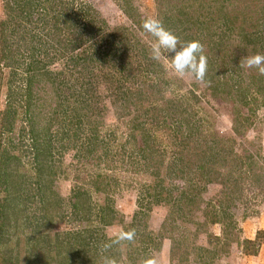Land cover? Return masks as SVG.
Returning a JSON list of instances; mask_svg holds the SVG:
<instances>
[{
	"label": "rangeland",
	"instance_id": "374dc122",
	"mask_svg": "<svg viewBox=\"0 0 264 264\" xmlns=\"http://www.w3.org/2000/svg\"><path fill=\"white\" fill-rule=\"evenodd\" d=\"M10 2L36 8L5 32L0 0V263L264 264V236L245 242L264 230V80L248 83L260 74L240 60L257 52L230 37L264 0ZM148 18L199 41L207 67L228 37L233 62L178 78L151 59Z\"/></svg>",
	"mask_w": 264,
	"mask_h": 264
},
{
	"label": "trees",
	"instance_id": "16d2710c",
	"mask_svg": "<svg viewBox=\"0 0 264 264\" xmlns=\"http://www.w3.org/2000/svg\"><path fill=\"white\" fill-rule=\"evenodd\" d=\"M5 1V8H6V17L8 18L7 20H3L1 21V26H2V31H5L6 32V29H7V25L11 24V21H12V25H15L14 28H12L13 32L17 31L18 28L22 25H25V26H28V23L29 22H32L33 21V18L32 20L30 19V16L31 14L35 13V8L34 7V4L32 3H28L27 6H22L20 3L16 4L15 5H11L10 3V0H4ZM15 3L18 1V0H13ZM36 1V0H35ZM13 2V3H14ZM15 7V8H14ZM259 9V8H258ZM14 10H17V12H14ZM28 10V11H27ZM89 11L86 10V13H88ZM256 14L258 15L257 17H252L249 21L247 20L246 23H248L249 25H247L246 23V26H248L250 29H247V31H245L243 28H240V30H238L237 32L235 31L236 35L232 34L230 37L233 38L234 42H238V45L240 46V44L245 48H249V47H252L251 50H253V52H257V53H261V54H264V51L261 52L259 50H257L258 48V44H260L262 47L263 46V43L264 41L262 42L263 40V37L262 35L260 34V31L258 28L260 27H264V6L260 7L259 11L256 9ZM78 13H75L74 14V17H70L69 19L66 20V23L68 24V28H69V31H72L73 32V36H74V41L73 43V46H74V49L75 47H77L78 45V41H76L77 39L78 40H82V37H83V32H84V26H80L78 24ZM29 18V19H27ZM258 20L257 22L254 20ZM217 21V20H216ZM209 24L210 21L206 22V25L208 26V30H209V34L211 35V33H213L211 36H214V35H217L218 37H221L223 36V34L227 35L224 31H229L228 29V26H227V23H226V20L222 21V22H215V26L216 28H212L211 29V26L209 27ZM254 25L255 26V29H254ZM251 27H253L251 29ZM218 28V29H217ZM211 29V30H210ZM213 29L215 31H213ZM33 29H29V33L32 32ZM210 37V36H209ZM227 38L224 39V40H219L218 42H215L213 43V46L214 48L216 49H220V48H224L223 50L225 51V53L222 55V57L219 56V58L222 59V62H220V65L222 66L223 64H226L225 61H227L228 64L232 63L233 62V58H229L227 56V53H226V48L229 49L230 46H227L229 43H227ZM232 40V41H233ZM233 44V43H232ZM236 44V43H235ZM255 50H254V49ZM15 49H18L17 47ZM73 49V48H72ZM238 49V48H236ZM239 50V49H238ZM250 51V50H249ZM10 55H15L14 53H9ZM15 62H13L14 64ZM223 63V64H222ZM220 65H212V67L208 66L207 70L211 69L213 71L217 70L219 67H221ZM216 72V71H215ZM128 74V76L130 75L129 72H126ZM239 80L241 78L240 75H237ZM245 76V75H244ZM230 78H233V77H229L226 76L225 78H223V80H220V81H217L215 83H213V78L212 77H209V83L212 85V84H216L217 87H219L220 85H223V86H226V85H230L231 83L228 82V80H230ZM243 78V77H242ZM248 78H249V82L248 83H258L260 82L259 79H262V82H263V78L257 75H254V74H249L248 75ZM236 82V81H235ZM238 82V81H237ZM232 85V84H231ZM233 85H235V83H233ZM239 87V86H238ZM228 88V87H227ZM237 89L233 87V92H235ZM247 100V99H245ZM241 117H240V114L237 113V116H235L233 118V123L234 125H237V126H240L241 125ZM220 141H222V138L220 139ZM224 142V144L226 145V147L229 145L228 141L224 140L222 141V143ZM226 150V148H224ZM223 159V158H222ZM224 160V159H223ZM226 162V159L225 161ZM221 167H224V166H221ZM230 170V169H229ZM219 172V171H218ZM217 173V171H216ZM218 174V173H217ZM223 184H226L225 182H223ZM262 189L261 191L264 192V186H261ZM154 193H149L147 195V197H152ZM157 200H159V197L157 195ZM165 199V198H164ZM181 199L180 198L177 202H175L176 204L173 205V207L175 208V206L178 207V205L180 204L179 202H181ZM168 200V198L166 199ZM170 202H172V200L170 199ZM169 202V203H170ZM208 219H205L204 222H202L203 225H205L207 223ZM210 222L212 223H216V219L212 218L210 219ZM211 236H213L215 239H218L217 236L209 233ZM262 236H264V230L262 231H258L257 233V238L255 241H251V240H248V239H245V242L247 243H252L253 245H256V246H260L261 245V240H262ZM0 264H12V262L9 260V259H4L2 263Z\"/></svg>",
	"mask_w": 264,
	"mask_h": 264
},
{
	"label": "clouds",
	"instance_id": "9594fccd",
	"mask_svg": "<svg viewBox=\"0 0 264 264\" xmlns=\"http://www.w3.org/2000/svg\"><path fill=\"white\" fill-rule=\"evenodd\" d=\"M142 27L153 37L154 42L150 45L151 59L159 62L167 55L170 70L178 78L191 76L198 82L205 79L207 60L203 45L199 41L181 43L175 33L164 27L159 18L146 19ZM239 67L255 69L260 75H264V54L244 56L240 60ZM119 238L130 239L131 237L121 235Z\"/></svg>",
	"mask_w": 264,
	"mask_h": 264
}]
</instances>
